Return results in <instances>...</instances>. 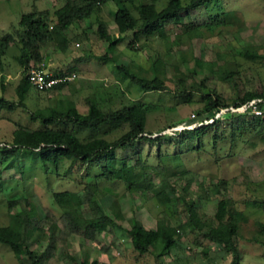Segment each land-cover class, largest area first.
<instances>
[{
  "label": "rangeland",
  "instance_id": "374dc122",
  "mask_svg": "<svg viewBox=\"0 0 264 264\" xmlns=\"http://www.w3.org/2000/svg\"><path fill=\"white\" fill-rule=\"evenodd\" d=\"M151 1L107 0L97 12L63 31L64 48L52 40L42 44L41 60L30 63L53 74L75 72L76 76L44 90L28 83L20 100L15 93L23 73L15 58L19 43H9L0 52V97L8 104L0 105V148L20 141L35 128L69 130L80 141L115 140L127 130V122L107 121L84 128L56 117L44 124L39 116L71 105L85 113L87 99L105 111L139 104L145 108L143 134L149 139L116 147L114 159H124L152 184L159 182L170 201L160 205L150 190L127 189L121 179L98 177L103 164L100 154L94 160L62 157L56 165H45L36 149L18 145L15 155L0 153V226L18 228V213L23 211L30 222L25 240L30 249L43 250L52 238V250L43 264H264V110L257 107L260 98H254L245 110L233 105L247 90L264 93V0H215L190 8L179 21L136 39L133 28L117 32L113 17L118 8L137 18L136 5ZM64 2L0 0V34L11 32L21 12L46 9L51 15ZM166 2L153 0L152 9L158 11ZM180 2L186 5L189 0ZM98 20L107 38L99 34ZM119 65L138 77L160 79L162 87L142 90ZM206 93L218 95L228 106L206 118L201 112ZM216 116L217 123L212 122ZM200 123L211 126L198 134L183 129ZM87 186L93 188L101 212L111 216L116 226L96 230L89 237L73 232L63 235L62 210L79 217L93 212L75 197L57 203L52 193L81 195ZM220 198L228 199L235 212V254L204 235L206 224L214 222ZM185 200L195 208L201 223L197 229L184 225ZM135 220L152 229L157 223L183 227L175 230L177 244L171 249L150 245L140 253L119 227L128 228ZM0 264L24 263L0 242Z\"/></svg>",
  "mask_w": 264,
  "mask_h": 264
},
{
  "label": "trees",
  "instance_id": "16d2710c",
  "mask_svg": "<svg viewBox=\"0 0 264 264\" xmlns=\"http://www.w3.org/2000/svg\"><path fill=\"white\" fill-rule=\"evenodd\" d=\"M80 1V4L78 3ZM107 0H65V2L53 10L51 15L45 10H29L21 12L17 20V25L12 27L11 32L5 31L0 34V52L11 42H18L19 53L15 56L17 62L23 67L22 76L15 85V93L18 99H22L27 87L28 80L26 70L30 61L38 62L41 60L40 46L47 41H55L60 48L65 47L66 37L63 31L74 21L80 20L89 16L91 12H97L100 6ZM215 0H189L188 4H181L180 0H167L166 4L158 11L152 9V2L141 3L136 5L138 17L131 15L125 8H118L114 13V23L118 33L125 32L128 28H133V37L136 39L139 36H148L156 32L162 25L179 21L182 16L187 15L190 8L205 7L206 4ZM51 17L54 22L51 24ZM97 30L102 37L107 38L108 34L104 29L103 22L98 20ZM121 36H117V40ZM106 57L102 55L100 58ZM118 69L123 72L130 80L138 84L142 90L159 89L162 87V81L156 77L144 79L129 72L123 65H119ZM60 84L55 85L59 87ZM54 87V86H53ZM185 98L189 97V93L183 94ZM203 105L201 112L205 117L214 116L221 108H226L228 103L221 100L216 94H203ZM260 98L257 107L264 110V93L245 91L241 96H238L233 101L236 107L251 99ZM87 110L85 113H80L71 105L64 110H54L48 116L40 115L42 123L48 124L55 121V117L59 121L71 119L75 124L86 127L96 128L103 122L107 121H125L128 123V128L117 139L108 140L103 137H92L91 139L80 141L77 136L64 129H47L38 128L25 132L20 141L12 142L11 146L2 145L0 153L4 156L15 155L17 146L22 145L30 149L37 150V154L43 164L56 165L62 157L68 159H81L82 161L94 160V156L100 154L103 164H100V172L98 177L108 179H121L127 189H140L142 191L150 190L151 195L160 205L166 204L171 197L166 190L158 184H152L145 175H138L133 171L132 166L126 165L124 159H114L113 151L116 147H126L134 143L137 139L148 140L149 138L143 133L145 108L139 104L122 105L112 110H102L95 102L87 99ZM0 105L8 107V104L0 97ZM219 116V115H218ZM212 121L217 123V117ZM225 116H231L226 113ZM233 117V116H231ZM236 118V117H235ZM241 120V119H235ZM210 122V123H212ZM210 123H200L192 128H183L184 131L201 133L208 131ZM181 129V130H183ZM97 154V155H96ZM98 157V156H97ZM96 157V158H97ZM98 157V158H99ZM160 179L167 183L165 177ZM173 190V187H172ZM93 188L87 186L81 195L67 192H53V200L57 203L68 202L70 197H75L79 203H86L89 210L93 212L89 217H79L69 210H62V228L61 233L67 234L73 232L81 234L85 237L91 236L94 231L112 230L116 226L113 218L101 212V208L93 197ZM15 200V199H14ZM186 210V221L184 225L193 228L200 227L201 223L197 217L193 204L189 201H184ZM233 208L226 198L217 200L214 222L206 224L204 235L209 240L216 241L221 245L222 249L232 254L236 253V245L234 241L236 224L234 220ZM18 228L11 226H0V242L7 244L17 259L24 264H43L52 250V238L49 240V245L40 251L30 249L26 245V233L29 226L23 211L18 213ZM118 227V226H117ZM129 238L132 247L143 253L148 250L150 245L161 244L165 250L171 249L177 244V239L174 237L177 227L157 223L155 228L144 227L139 220L124 228L119 226ZM264 230V224H261ZM52 237V236H51ZM24 254L23 256H21Z\"/></svg>",
  "mask_w": 264,
  "mask_h": 264
},
{
  "label": "built area",
  "instance_id": "2783aa9c",
  "mask_svg": "<svg viewBox=\"0 0 264 264\" xmlns=\"http://www.w3.org/2000/svg\"><path fill=\"white\" fill-rule=\"evenodd\" d=\"M76 76L75 72H67L64 74H53L51 71L43 68L39 65H34L29 63V66L26 70V77L28 82L33 85L37 90L50 89L58 83L70 80ZM253 99L242 103L234 109L245 110L248 106L253 104ZM264 101V100H263ZM255 106V105H254ZM256 113H259V110H255ZM199 125V124H197ZM190 127V126H189Z\"/></svg>",
  "mask_w": 264,
  "mask_h": 264
}]
</instances>
